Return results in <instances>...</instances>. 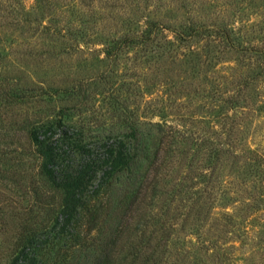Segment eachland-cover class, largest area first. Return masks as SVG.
<instances>
[{
  "label": "rangeland",
  "instance_id": "rangeland-1",
  "mask_svg": "<svg viewBox=\"0 0 264 264\" xmlns=\"http://www.w3.org/2000/svg\"><path fill=\"white\" fill-rule=\"evenodd\" d=\"M39 119H61L59 172L137 127L149 157L122 220L103 191L60 235L25 137ZM29 231L40 264L106 238L114 264H264V0H0V264Z\"/></svg>",
  "mask_w": 264,
  "mask_h": 264
},
{
  "label": "trees",
  "instance_id": "trees-1",
  "mask_svg": "<svg viewBox=\"0 0 264 264\" xmlns=\"http://www.w3.org/2000/svg\"><path fill=\"white\" fill-rule=\"evenodd\" d=\"M56 124L61 125V119H58ZM56 124L50 119L34 121L26 127L25 137L32 143L38 155L40 172L60 191L59 210L56 216L57 219H61L60 233L62 234L60 235L68 233L71 239L77 241L78 234L74 232L76 227L73 225L76 216L81 213L82 216H88L90 222H94L97 217L96 210L103 208L105 203L104 200H101L100 203L95 202L103 191L111 193L112 190H117V205L121 204L117 211V217L120 220L124 218L123 216L131 207L128 205L132 204L129 192L135 199L142 184L141 181L135 184V179L138 176L136 169L142 165L141 159H148L149 153L143 151L144 146L140 141L137 127L131 126L128 142L120 139L117 144L108 145L102 154H92L90 148L81 146L80 149L90 153L88 158L76 170L66 168L59 172L57 164L64 158V154L57 140L53 138L52 126ZM157 126L161 128L162 125L157 123ZM217 151L218 148H214V155L218 154ZM98 172L100 174L97 184L94 188H90ZM131 176L136 177L131 180ZM121 177L126 183L119 188L120 192H118L115 182ZM34 237L33 231L23 234L17 250L5 264H40V260L35 254L28 256L29 249L34 243ZM109 239H102L94 251L85 253V256L88 257L81 261V264H114L108 259V256H105ZM155 253L156 249H151L149 252L153 262L157 259ZM54 263L57 264V261L52 260V264ZM132 263L131 260L119 261V264Z\"/></svg>",
  "mask_w": 264,
  "mask_h": 264
}]
</instances>
